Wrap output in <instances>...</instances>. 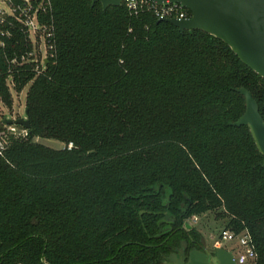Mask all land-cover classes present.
<instances>
[{
    "label": "trees",
    "instance_id": "obj_1",
    "mask_svg": "<svg viewBox=\"0 0 264 264\" xmlns=\"http://www.w3.org/2000/svg\"><path fill=\"white\" fill-rule=\"evenodd\" d=\"M50 1L54 58L39 75L10 65L31 44L11 18L0 25V102L11 109L9 84H30V129L0 156V264H165L200 239L187 221L216 210L264 264V157L229 126L245 111L237 89L264 121V80L220 40L151 12Z\"/></svg>",
    "mask_w": 264,
    "mask_h": 264
},
{
    "label": "water",
    "instance_id": "obj_2",
    "mask_svg": "<svg viewBox=\"0 0 264 264\" xmlns=\"http://www.w3.org/2000/svg\"><path fill=\"white\" fill-rule=\"evenodd\" d=\"M93 6L99 3L102 10L137 0H90ZM158 6L177 4L190 13L184 20L163 19L180 33L200 31L223 42L238 60L264 80V0H148ZM245 101V111L232 127H247L258 152L264 157V121L259 114L256 101L246 89H237ZM7 126L30 129L27 119L3 120ZM264 168V163L262 165ZM187 231L191 226L185 224ZM204 245L203 238L200 239ZM187 242L163 258L165 264H236L233 256L223 248H213V261L202 249H191L186 253Z\"/></svg>",
    "mask_w": 264,
    "mask_h": 264
},
{
    "label": "built area",
    "instance_id": "obj_3",
    "mask_svg": "<svg viewBox=\"0 0 264 264\" xmlns=\"http://www.w3.org/2000/svg\"><path fill=\"white\" fill-rule=\"evenodd\" d=\"M6 6V9L0 7V25H2L7 17L11 18L17 22L24 33L28 37V41L31 44V51L25 53L19 57H15L11 60L10 65L13 67L21 66L25 64L32 65L33 71L39 75L44 72L46 64L50 59L54 58V30L52 25L42 24L40 22V17L49 14L51 11V1L50 0H18L19 2H14V0H0ZM127 9L136 14L138 11L151 12L155 18L160 21L163 19H178L184 20L188 19L186 10L177 4H163L156 5L148 0H137L125 3ZM0 35L9 36V32L6 30H0ZM39 38V43L41 40L44 43V56L39 60L37 57L34 45L36 39ZM2 45V44H1ZM15 126L3 125L0 129V156L5 152L10 137L15 136ZM25 136L27 131L24 130ZM23 136V137H25ZM71 145H69L70 147ZM237 241L238 242V256L234 257L230 251H228L232 256L236 264H255L256 253L254 251V246L252 239L250 238L247 231H243L240 234H234L229 230H224L221 234V241Z\"/></svg>",
    "mask_w": 264,
    "mask_h": 264
},
{
    "label": "rangeland",
    "instance_id": "obj_4",
    "mask_svg": "<svg viewBox=\"0 0 264 264\" xmlns=\"http://www.w3.org/2000/svg\"><path fill=\"white\" fill-rule=\"evenodd\" d=\"M0 7L7 10L6 6L0 1ZM34 49L36 50L37 57L39 60L44 56L45 48L44 43L41 40L39 43V38L36 39V43L34 45ZM30 84H28L20 93H15L12 89V84H9V89L11 91L12 98V106L11 109H7L0 102V123L3 122L4 119L7 120H17V119H26L25 116V96L26 92L29 88ZM23 129L15 128V138H22L25 136V132ZM27 133V132H26ZM35 143L40 144L44 147L51 148L54 150H61L64 148V145L55 140H46L35 138L33 140ZM220 211H212L208 212L199 217H193L187 221V224L191 226V230L196 232L200 238H203L207 248H223L227 251H230L234 257L238 256V242L237 241H221V234L224 231V228L227 224L226 219L218 218V214ZM189 232V231H188Z\"/></svg>",
    "mask_w": 264,
    "mask_h": 264
},
{
    "label": "flooded vegetation",
    "instance_id": "obj_5",
    "mask_svg": "<svg viewBox=\"0 0 264 264\" xmlns=\"http://www.w3.org/2000/svg\"><path fill=\"white\" fill-rule=\"evenodd\" d=\"M200 239H201V238H200ZM200 239L195 240V239H192V238L188 235L187 238H186V242H187V250H186V253H187L189 250L193 249V248H195V249H199V250L202 249V250L206 253L208 259H209L210 261H213V253L211 252V249L207 248V246H206L205 243H204V245H202Z\"/></svg>",
    "mask_w": 264,
    "mask_h": 264
}]
</instances>
